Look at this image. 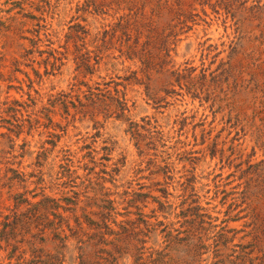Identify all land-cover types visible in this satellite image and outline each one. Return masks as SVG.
<instances>
[{"label":"rangeland","instance_id":"374dc122","mask_svg":"<svg viewBox=\"0 0 264 264\" xmlns=\"http://www.w3.org/2000/svg\"><path fill=\"white\" fill-rule=\"evenodd\" d=\"M0 264H264V0H0Z\"/></svg>","mask_w":264,"mask_h":264}]
</instances>
